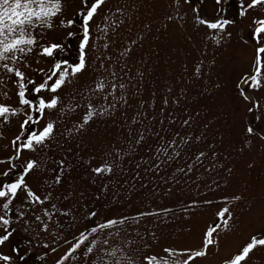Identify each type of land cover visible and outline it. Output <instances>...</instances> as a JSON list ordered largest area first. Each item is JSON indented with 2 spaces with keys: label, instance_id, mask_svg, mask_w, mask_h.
Here are the masks:
<instances>
[{
  "label": "snow or ice",
  "instance_id": "6c2138e0",
  "mask_svg": "<svg viewBox=\"0 0 264 264\" xmlns=\"http://www.w3.org/2000/svg\"><path fill=\"white\" fill-rule=\"evenodd\" d=\"M158 2L0 0V264H264V0Z\"/></svg>",
  "mask_w": 264,
  "mask_h": 264
},
{
  "label": "rangeland",
  "instance_id": "374dc122",
  "mask_svg": "<svg viewBox=\"0 0 264 264\" xmlns=\"http://www.w3.org/2000/svg\"><path fill=\"white\" fill-rule=\"evenodd\" d=\"M128 2H131V0H128ZM110 3L115 4L116 0H110ZM166 3H167V0H159V2L156 5L155 19H154V23H153V30L154 31H155V28L159 27L163 22L164 12L166 10ZM229 7H230V15L235 16L236 11H237L236 0H231V4L229 5ZM206 10H207L209 15L212 14V0H208ZM148 18H151V17H148ZM143 22H146L145 17H141V21H137V25L142 27ZM137 25L132 26V32L131 33H129L127 31V25H126L123 29H121L119 36L116 37V39L121 40L122 38H125L129 35L134 34L135 32L138 31ZM247 26H248V22L245 21L243 30L241 29V27L239 25L232 28L233 37L231 40L230 47L234 51H236L237 53H240V55H238L236 57L237 69H236V72L234 73V75L232 77L233 80H235L236 76H238L241 72H244L247 70L248 62L250 60L251 50L250 49L245 50V48H244V46L240 40L241 35H243L245 37L248 36V32L246 30ZM76 27L78 28L79 24H77ZM197 39H199V38H197ZM72 43H73V51L70 53V55L75 56V51H74L75 40H73ZM209 55H211V51L209 52ZM260 151H261L260 147L257 146L256 153L258 154ZM233 159H235V157H233ZM192 194L195 195V192H193ZM158 203H159V201H158ZM162 203H165V204H168L169 206H171L173 204V201L167 200V201H163ZM241 206L246 208L248 205L246 203H244ZM176 207L178 210L179 205H177ZM122 211L134 212L135 209L126 207V208L122 209ZM201 211L203 212L204 209H201ZM177 214L182 215V213H180L179 210L177 211ZM211 219H212V217H211L210 213H205L203 216H197L194 219V221L192 222L193 232L191 234H188L186 231L182 232L180 227L177 225H173L170 228L164 229L163 231H164L168 241H178L179 240V241H183L186 244L198 243L199 238H200V234H201V229L204 227L206 222L211 223ZM259 227H260V225L256 224L255 227L246 229L242 235L240 233H237L235 235H230L228 237L229 246L225 247L224 244H222V246H221V255H227L229 252L235 251L236 246H238L243 239H247L248 232L256 231ZM206 264H218V258L210 256L208 258Z\"/></svg>",
  "mask_w": 264,
  "mask_h": 264
}]
</instances>
